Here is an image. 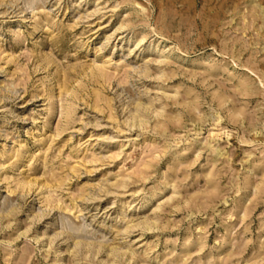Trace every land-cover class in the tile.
<instances>
[{"label": "rangeland", "instance_id": "1", "mask_svg": "<svg viewBox=\"0 0 264 264\" xmlns=\"http://www.w3.org/2000/svg\"><path fill=\"white\" fill-rule=\"evenodd\" d=\"M0 264H264V0H0Z\"/></svg>", "mask_w": 264, "mask_h": 264}]
</instances>
